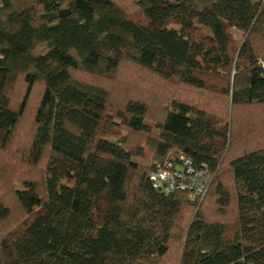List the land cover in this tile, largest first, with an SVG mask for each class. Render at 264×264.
Masks as SVG:
<instances>
[{"label": "trees", "instance_id": "16d2710c", "mask_svg": "<svg viewBox=\"0 0 264 264\" xmlns=\"http://www.w3.org/2000/svg\"><path fill=\"white\" fill-rule=\"evenodd\" d=\"M128 1L0 0V264H264V0ZM124 64L177 87L156 120ZM179 152L201 196L154 188Z\"/></svg>", "mask_w": 264, "mask_h": 264}, {"label": "rangeland", "instance_id": "374dc122", "mask_svg": "<svg viewBox=\"0 0 264 264\" xmlns=\"http://www.w3.org/2000/svg\"><path fill=\"white\" fill-rule=\"evenodd\" d=\"M117 2L125 7L126 9L130 11L135 10V5L131 3L128 0H117ZM239 34H237L238 36ZM263 67H264V60H263ZM115 84H118V86H123L124 91H137L140 89H149L150 91L146 93L145 99L148 104V112L150 113V119H157L163 114V105L166 101V98L169 94L175 95L178 91H176L177 87L175 85H168L164 83H160L159 80H156L155 78H152L145 74L142 70L138 69V67H134L129 64H124L122 65L121 69L118 71L117 75V81ZM114 84V85H115ZM113 86V85H110ZM183 91V90H182ZM184 93V91H183ZM188 92L185 91V95H187ZM216 93H211L209 91H201L198 95H194L193 98H196L198 102H202V104L208 105L207 107H211L212 109L216 111H221L222 109V104L220 103V99L218 97H213ZM122 97H125V95H121L120 99L118 96L115 97V100H121ZM192 97L191 94H189V98ZM218 99V100H217ZM195 100V101H196ZM246 114V113H245ZM248 115V114H247ZM248 117V116H247ZM253 119V118H252ZM150 123H153L155 125V122L150 120ZM21 129H23L22 132L17 134L16 139L20 141L24 140V137L29 133L30 131V121L28 119L23 120V122L20 125ZM243 128L247 130V128L250 127L248 124V121H244L242 125L238 126L237 128V138H236V144L242 145L244 142L247 141V137L245 133H243ZM138 142L139 144L143 143V139L135 137V136H130V142L135 143ZM19 143V141H18ZM17 141L13 143L11 146V158H13V155L15 154L14 150L17 149V146L19 145ZM147 147V146H145ZM151 150L147 147L144 150L143 155L138 154L135 156L136 160L138 162L144 163V164H149V162L152 160V155L150 154ZM153 161V160H152ZM155 161V160H154Z\"/></svg>", "mask_w": 264, "mask_h": 264}, {"label": "built area", "instance_id": "2783aa9c", "mask_svg": "<svg viewBox=\"0 0 264 264\" xmlns=\"http://www.w3.org/2000/svg\"><path fill=\"white\" fill-rule=\"evenodd\" d=\"M154 188L172 193L192 189V198L201 196L206 182L203 170H196L191 160L183 153H171L150 173Z\"/></svg>", "mask_w": 264, "mask_h": 264}]
</instances>
